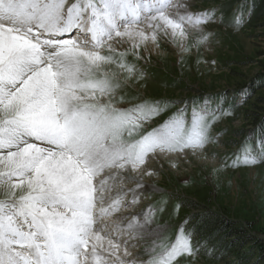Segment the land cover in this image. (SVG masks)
Returning a JSON list of instances; mask_svg holds the SVG:
<instances>
[{
  "label": "snow or ice",
  "instance_id": "obj_1",
  "mask_svg": "<svg viewBox=\"0 0 264 264\" xmlns=\"http://www.w3.org/2000/svg\"><path fill=\"white\" fill-rule=\"evenodd\" d=\"M218 11H193L192 0H0V264H194L202 250L214 255L187 220L165 236L169 225L155 220L162 205L142 203L162 190L144 177L164 159H207L213 145L215 160V126L232 108L180 101L149 128L176 101L122 93L141 92L162 43L178 62L210 46ZM243 145L219 168L264 165V123Z\"/></svg>",
  "mask_w": 264,
  "mask_h": 264
},
{
  "label": "rangeland",
  "instance_id": "obj_2",
  "mask_svg": "<svg viewBox=\"0 0 264 264\" xmlns=\"http://www.w3.org/2000/svg\"><path fill=\"white\" fill-rule=\"evenodd\" d=\"M192 3L193 11L219 8L216 15L220 22L209 26L214 33L210 46L185 53L178 62L172 46L162 43L163 53L153 54L151 63L144 66L146 77L141 81V92L129 88L122 94L126 99L143 94L176 101L161 117L154 118L149 128L181 107L180 101L191 104L196 99L203 102L210 98L215 106L226 100L232 112L215 126L223 148L215 153V160L213 145L208 148L207 159L189 155L186 159L174 157L154 162L155 174L150 178L162 191L145 193L147 200L142 203L162 205L155 220L169 225L165 233L168 238L186 220L189 230L190 218L209 211L242 225L248 232L250 242L230 248L228 254L209 246L204 237L194 233V242H203L211 250L216 248L214 255L202 250L194 264H264V255L260 253L264 249V165L219 168L225 154L242 156L243 142L257 137L264 123V0H192ZM240 12L244 18L237 26L235 17ZM236 99L241 103L233 106ZM213 168L217 171L213 172ZM199 200L205 205L192 208L190 201ZM180 264H190L189 258H181Z\"/></svg>",
  "mask_w": 264,
  "mask_h": 264
},
{
  "label": "trees",
  "instance_id": "obj_3",
  "mask_svg": "<svg viewBox=\"0 0 264 264\" xmlns=\"http://www.w3.org/2000/svg\"><path fill=\"white\" fill-rule=\"evenodd\" d=\"M190 205L192 208H200L205 204L199 200L190 201ZM189 224V230L204 237L209 246L216 247L218 251L224 254H228L229 249L236 245L245 246L250 242L248 232L242 225L235 224L217 212L209 211L205 214H199L194 218H190ZM216 248H213V250ZM260 253L264 255V249L260 250ZM244 259H248L247 255Z\"/></svg>",
  "mask_w": 264,
  "mask_h": 264
},
{
  "label": "bare ground",
  "instance_id": "obj_4",
  "mask_svg": "<svg viewBox=\"0 0 264 264\" xmlns=\"http://www.w3.org/2000/svg\"><path fill=\"white\" fill-rule=\"evenodd\" d=\"M154 167V164H152V168ZM152 178H150V176H145L144 177V182L146 183V184H152ZM130 187H133L134 185H129Z\"/></svg>",
  "mask_w": 264,
  "mask_h": 264
}]
</instances>
